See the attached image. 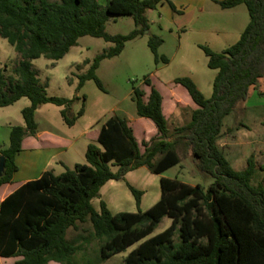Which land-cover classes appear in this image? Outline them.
I'll list each match as a JSON object with an SVG mask.
<instances>
[{
	"label": "trees",
	"instance_id": "trees-1",
	"mask_svg": "<svg viewBox=\"0 0 264 264\" xmlns=\"http://www.w3.org/2000/svg\"><path fill=\"white\" fill-rule=\"evenodd\" d=\"M162 1L108 0L101 6L97 0H0V37L20 57L13 76L0 66V108L23 98L30 102L21 111L24 127H11L8 147L0 150V159H5L0 187L11 183L18 170L15 158L24 137L37 133L35 112L40 106L62 108L60 115L68 127L84 113L81 109L70 117L78 97L48 96L32 62L59 61L82 37L102 39L113 46L87 62L89 69L78 76L76 90L87 81L103 90L96 75L100 63L119 56L127 42L148 32L147 13ZM167 2L175 13L174 5ZM218 5L223 10L244 5L249 22L239 40L220 53L200 46L208 68L217 71L211 97L205 98L190 78L175 79L198 108L187 123L170 131L161 94L145 78L149 94L133 88L131 100L135 115L150 120L157 135L142 142L141 150L126 118H107L97 141L87 146L86 164L65 168L60 175L46 171L1 202L0 258H17L13 264H79L76 256L82 243L91 240L67 235L90 224L91 237L100 244V262L131 249L124 264H264V185L252 184L254 159L249 157L245 169L236 171L218 147L224 119L253 92L264 99V0H224ZM110 16H131L135 29L128 35L107 34ZM162 44L161 38L149 36L155 64L168 63L158 52ZM179 150L189 153L197 171L212 180L206 189L161 177L160 199L145 212L114 215L103 201L99 211L94 209L92 201L107 182L142 167L163 175L180 164ZM128 189L140 205L143 193L130 185ZM165 217L170 225L153 235Z\"/></svg>",
	"mask_w": 264,
	"mask_h": 264
},
{
	"label": "rangeland",
	"instance_id": "rangeland-1",
	"mask_svg": "<svg viewBox=\"0 0 264 264\" xmlns=\"http://www.w3.org/2000/svg\"><path fill=\"white\" fill-rule=\"evenodd\" d=\"M99 1L103 2V0ZM166 11L170 13L168 7H156L150 10L147 13L148 32L127 42L119 56L105 59L100 63L96 75L103 85V90H100L93 81L85 82L80 91L76 90L79 82L78 76L85 74L89 69L87 62L91 63L97 55L113 46L102 39L82 37L61 60L53 62L39 58L32 62L40 85L45 86L46 84L45 90L48 96L65 99L79 98L71 106L70 117L76 115L81 109L84 110L83 116L77 120L73 128L64 123L59 107L47 104L40 106L35 112V121L40 130H52L56 134H63L70 142L74 141L73 149L63 157L69 164H86L84 156L86 146L92 143L94 132L100 131L107 118L121 115L122 109L125 111V118L130 119L135 116V105L131 100L132 91L133 88H139L148 95L151 87L145 85V78H149L151 85L164 94L172 86L180 87L174 84L175 79L188 77L193 80L205 98L211 97L217 71L208 68L207 57L194 44L197 39L194 31L191 32V30L195 27L176 16L172 21L170 14ZM248 21L246 12L244 22L247 24ZM180 24H186L185 28L181 27V30H176ZM134 29L135 25L131 16H110L105 24V32L112 36L128 35ZM153 35L163 40L158 52L160 56L168 59L167 64L162 62L155 64L154 62V56L147 45L149 36ZM226 46L230 47V45ZM19 60L20 57L14 48L0 37V66L7 76H13V70ZM29 106V100L23 98L12 106L0 108V146L8 147L9 128L24 127L21 111ZM184 111L182 109L180 122L174 118L167 120L170 131L189 121L190 116ZM144 121L152 123L148 119ZM223 123L218 147L236 171L245 169L248 158L252 156L256 166L252 184L254 186L264 185V99L259 98L253 92L246 102L241 103L230 116L224 119ZM134 127V136L140 146L142 142H148L156 136L155 133L149 132L145 124ZM83 132H86V135L80 137L79 135ZM141 150H143L142 146ZM178 154L181 159L180 164L163 175L152 174L147 168L142 167L129 172L123 179L107 182L100 189L99 198L92 201L94 209L99 211L100 201H103L114 215L145 212L160 199L159 181L161 177L177 179L191 186L199 184L206 189L212 180L197 171L193 157L189 153L179 150ZM72 168L73 166L70 169ZM113 171H116V168H113ZM128 185L143 193L140 205H137ZM170 222V219L163 218L153 235L166 229ZM79 235L91 240L89 244L82 243L83 250L76 256L79 264H88V262L89 264H124V259L131 250L100 262L98 261L100 244L92 239L90 224L79 225L78 231L70 230L67 238L72 239ZM174 240L178 241L177 235ZM4 263L9 264L0 258V264ZM50 264L58 263L51 262Z\"/></svg>",
	"mask_w": 264,
	"mask_h": 264
},
{
	"label": "crops",
	"instance_id": "crops-1",
	"mask_svg": "<svg viewBox=\"0 0 264 264\" xmlns=\"http://www.w3.org/2000/svg\"><path fill=\"white\" fill-rule=\"evenodd\" d=\"M97 1L101 6H105L108 0H103V2H100L99 0ZM167 1H170L174 5L176 9L175 13L170 9ZM167 1H162L156 7H168L170 13L169 11L166 12L170 14L172 21H174V17L176 16L177 18H183L188 25H193L195 28L192 29L191 32L194 31L193 33L197 39L194 44L199 48L200 46H206L214 52H222L229 47L226 45L232 46L235 44L249 22L248 21L247 24L244 22L247 12L244 5L223 10L218 5V2L224 0ZM180 25L176 27V30H181V27L185 28L186 24ZM159 93L162 97V113L166 120L174 118V120L180 122L182 119V109H184V112H187L186 114H189L190 116L191 112L198 108L182 86H172L164 94L161 92ZM61 109L62 108H60V111ZM120 113L121 115L118 117L125 118L124 109H122ZM135 116L130 119L126 118L128 125H131L130 127L133 129L134 134V126L145 124L150 133H155L157 135V130L153 123L144 121V118H138ZM75 125L73 127H75ZM10 130L11 128H9V131ZM99 133L100 131L94 132L93 140H91L92 143L97 141ZM84 135H86V132H83L79 136L81 137ZM73 142H70L63 134H56L52 130H40L39 128L34 136L26 135L22 141V150L15 158L18 170L14 174L11 183L4 184L0 187V204L5 198L14 193L24 184L39 179L46 171H52L55 175H60L65 171V168H71L78 164H69L67 160H64L65 158H63L73 149ZM89 144L90 143H88L87 146ZM3 147L5 146H0V150L5 149ZM59 157L62 158L58 161L57 159ZM70 158L71 157H69V159ZM1 259L6 260L9 264H13L18 260L17 258Z\"/></svg>",
	"mask_w": 264,
	"mask_h": 264
},
{
	"label": "water",
	"instance_id": "water-1",
	"mask_svg": "<svg viewBox=\"0 0 264 264\" xmlns=\"http://www.w3.org/2000/svg\"><path fill=\"white\" fill-rule=\"evenodd\" d=\"M4 161H5V159L3 157H1V159H0V176L2 175V173L4 171Z\"/></svg>",
	"mask_w": 264,
	"mask_h": 264
}]
</instances>
